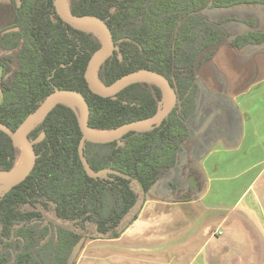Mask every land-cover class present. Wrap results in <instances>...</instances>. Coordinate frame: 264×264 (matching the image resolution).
<instances>
[{
    "label": "trees",
    "instance_id": "16d2710c",
    "mask_svg": "<svg viewBox=\"0 0 264 264\" xmlns=\"http://www.w3.org/2000/svg\"><path fill=\"white\" fill-rule=\"evenodd\" d=\"M53 1L11 0L18 31L0 36V124L15 131L55 89L82 93L88 126L99 132L156 114L162 91L153 83L131 84L115 98L89 91L84 72L101 40L63 23ZM67 2L71 14L98 17L112 34L116 49L97 70L102 85L154 71L168 79L176 104L159 127L128 133L121 145L85 143L89 167L110 171L103 179L88 177L82 166V133L71 107L59 104L36 124L29 140L44 137L33 146V170L19 185L0 188V264H72L86 239L118 238L139 214L140 193L146 198L154 185L152 198L197 199L205 182L199 161L217 141L236 145L241 133L237 105L209 89L201 70L225 45L264 44V0ZM214 111V124L201 130ZM19 157L20 148L0 131V170H12Z\"/></svg>",
    "mask_w": 264,
    "mask_h": 264
},
{
    "label": "crops",
    "instance_id": "0c3cea01",
    "mask_svg": "<svg viewBox=\"0 0 264 264\" xmlns=\"http://www.w3.org/2000/svg\"><path fill=\"white\" fill-rule=\"evenodd\" d=\"M12 7L0 0L1 21L14 14ZM244 89L256 94L245 114L235 101ZM235 93L239 141L232 147L217 141L199 161L205 182L198 198L147 196L118 238L86 239L72 264H264V76L251 77Z\"/></svg>",
    "mask_w": 264,
    "mask_h": 264
},
{
    "label": "water",
    "instance_id": "95a60500",
    "mask_svg": "<svg viewBox=\"0 0 264 264\" xmlns=\"http://www.w3.org/2000/svg\"><path fill=\"white\" fill-rule=\"evenodd\" d=\"M64 1L67 5L66 9L63 7ZM53 6L58 18L66 25L72 28L85 29V24L92 23L96 25L101 32V35H98L93 32L101 40V46L90 57L84 72V79L86 81L89 91L92 94L102 98H115V95L118 92H120L122 89L131 84L138 82H150L157 85L161 89L162 102L156 114H154L150 118L124 124L121 127L110 132H99L90 129L88 126L89 106L82 93L68 89H55L43 100V102L33 112H31L24 119V121L18 126L15 131H12L7 126L0 124V131L10 136L14 147L20 148V155L22 147L26 149L28 155V159L21 169L16 170L15 166L12 170H0V188L5 191L22 183L33 170L37 159V155L34 151L33 146L35 143L40 142L43 139L44 135H41L36 141H31L28 138V133L36 124L42 121L57 105H67L66 102H72L76 104L75 108L69 105L67 106L71 107L73 111L78 115L79 127L82 133V137L78 145L79 159L88 177L92 179H103L106 178L107 173H110V171L101 170L99 172H95L89 167L87 160L84 156L85 143L88 142L94 144H107L111 142H117L118 145H121V139L128 133L148 132L155 129L156 127H159L161 123L168 118L176 104V93L173 87L171 86L170 82L164 75L154 71L140 69L120 77L109 86L102 85L99 82L97 76L98 67L100 63L106 58L110 57L116 49L112 34L107 24L102 19L95 16H75L71 14L69 11L67 0H54ZM13 30H18V28L8 31ZM119 58L121 59V55H119ZM94 77L96 78L98 83L94 81ZM164 92L167 95V99L165 102H163ZM209 123L210 119L206 121L202 129L206 128ZM98 132L109 134L105 136L95 135V133ZM124 177L128 179V177ZM154 189L155 185L148 191L147 195L154 196ZM135 190L137 193L139 187L136 186ZM145 196V193H140L139 199L137 201L138 208H141ZM98 237L102 238V235L98 234Z\"/></svg>",
    "mask_w": 264,
    "mask_h": 264
},
{
    "label": "rangeland",
    "instance_id": "374dc122",
    "mask_svg": "<svg viewBox=\"0 0 264 264\" xmlns=\"http://www.w3.org/2000/svg\"><path fill=\"white\" fill-rule=\"evenodd\" d=\"M246 51V49L237 50L227 45L221 47L215 58L203 67L200 77L212 91L223 92L229 97L234 96L235 92L243 87L245 81L251 77L264 76V44L250 48V53ZM255 96L254 90H246L236 98L235 101L244 114L246 102L251 101L250 104L254 105ZM239 99H242L241 102Z\"/></svg>",
    "mask_w": 264,
    "mask_h": 264
},
{
    "label": "bare ground",
    "instance_id": "6f19581e",
    "mask_svg": "<svg viewBox=\"0 0 264 264\" xmlns=\"http://www.w3.org/2000/svg\"><path fill=\"white\" fill-rule=\"evenodd\" d=\"M63 7H64L65 9L67 8V5H66V2H65V1H64V3H63ZM84 28H85V29H88V30H90V31H92V32H94V33H96V34H98V35H101V32H100L99 28H98L96 25L92 24V23L85 24V25H84ZM94 81H95L96 83H98V81L96 80L95 77H94ZM166 99H167V95H166V93L164 92V99H163V102H165ZM66 103H67V105H69V106H71V107H73V108L76 107V104H74V103H72V102H66ZM108 134H109V133H99V132H98V133H95V135H97V136H105V135H108ZM27 159H28L27 151H26V149H25L24 147H22L20 158H19V160H18V162H17V164H16V170L21 169V168L25 165ZM0 183H1V181H0Z\"/></svg>",
    "mask_w": 264,
    "mask_h": 264
},
{
    "label": "flooded vegetation",
    "instance_id": "af4514ba",
    "mask_svg": "<svg viewBox=\"0 0 264 264\" xmlns=\"http://www.w3.org/2000/svg\"><path fill=\"white\" fill-rule=\"evenodd\" d=\"M13 8V7H12ZM14 12V11H13ZM15 16H14V14H10V15H8V16H4V18H5V20H6V22L4 21H1L0 20V26H3V24H5V23H7L8 25H6V26H4V27H2L1 29H0V36H3L4 34H7V33H10V32H16V31H18V30H13V31H8V30H12V29H15L16 27H15V18H14ZM6 18H9V19H6ZM8 31V32H7ZM242 50V49H241ZM9 53V52H8ZM0 54H1V52H0ZM208 87V86H207ZM215 113H216V111H214L212 114H211V117H209L208 119H210V123L211 124H214V121H213V117L215 116ZM207 119V120H208ZM206 120V121H207ZM206 121H205V123H206ZM204 123V124H205ZM209 123V124H210ZM204 124H203V126H204ZM209 124L207 125V127L209 126ZM202 126V127H203ZM206 127V128H207ZM206 128H204V129H202L201 128V130H205Z\"/></svg>",
    "mask_w": 264,
    "mask_h": 264
}]
</instances>
